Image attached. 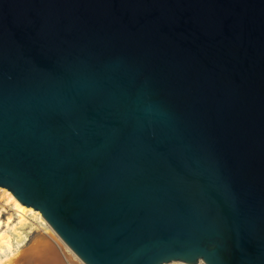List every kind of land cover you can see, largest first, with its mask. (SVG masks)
Segmentation results:
<instances>
[{
	"label": "water",
	"instance_id": "obj_1",
	"mask_svg": "<svg viewBox=\"0 0 264 264\" xmlns=\"http://www.w3.org/2000/svg\"><path fill=\"white\" fill-rule=\"evenodd\" d=\"M0 187L83 264H264V0H0Z\"/></svg>",
	"mask_w": 264,
	"mask_h": 264
},
{
	"label": "bare ground",
	"instance_id": "obj_2",
	"mask_svg": "<svg viewBox=\"0 0 264 264\" xmlns=\"http://www.w3.org/2000/svg\"><path fill=\"white\" fill-rule=\"evenodd\" d=\"M0 189L5 197L3 205L14 210L13 218L9 214L6 221L0 220V264H66L62 255L65 253L53 242L54 240L60 244L59 238L40 212L21 204L6 188ZM35 221L39 224H35ZM36 229L43 231V237L35 239L27 247L29 237ZM59 246L63 248L61 244ZM67 257L72 264H79L69 255ZM172 263L185 264L182 262L169 264Z\"/></svg>",
	"mask_w": 264,
	"mask_h": 264
},
{
	"label": "rangeland",
	"instance_id": "obj_3",
	"mask_svg": "<svg viewBox=\"0 0 264 264\" xmlns=\"http://www.w3.org/2000/svg\"><path fill=\"white\" fill-rule=\"evenodd\" d=\"M2 192L3 191L0 189V220L4 222V221H6L7 217L9 216V214H10L11 218L14 217V210H12L10 207H7V205H3L4 201H5V197H4ZM35 224L38 225L39 223L37 221H35ZM4 228H5V226H3V229ZM43 234L44 233H43V231L41 229H36L30 235L29 241L27 242L26 246L29 247L35 239H37L39 237L40 238L43 237ZM58 241L60 242V244L62 245L63 248H61V246H59L60 245L59 243H57L56 241L53 240L55 245L56 246L58 245L57 247H59L60 250L65 253V254H62V255H64V260H65L66 264H72L71 260L67 257V255L72 257L74 260L78 261L79 264H83L72 252H70V250L67 248V246L60 239H58ZM172 264H177V263H172ZM201 264H203V263H201Z\"/></svg>",
	"mask_w": 264,
	"mask_h": 264
}]
</instances>
